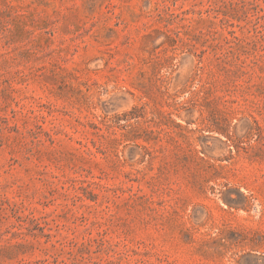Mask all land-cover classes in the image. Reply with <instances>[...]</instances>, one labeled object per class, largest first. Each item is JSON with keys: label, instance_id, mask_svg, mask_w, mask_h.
I'll return each mask as SVG.
<instances>
[{"label": "rangeland", "instance_id": "obj_1", "mask_svg": "<svg viewBox=\"0 0 264 264\" xmlns=\"http://www.w3.org/2000/svg\"><path fill=\"white\" fill-rule=\"evenodd\" d=\"M0 264H264V0H0Z\"/></svg>", "mask_w": 264, "mask_h": 264}]
</instances>
